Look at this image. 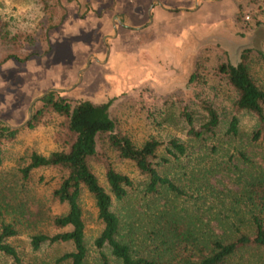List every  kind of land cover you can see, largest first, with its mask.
Returning <instances> with one entry per match:
<instances>
[{
  "label": "rangeland",
  "instance_id": "1",
  "mask_svg": "<svg viewBox=\"0 0 264 264\" xmlns=\"http://www.w3.org/2000/svg\"><path fill=\"white\" fill-rule=\"evenodd\" d=\"M157 1L0 0V31L14 34L17 40L11 46L18 54L32 53L25 59L10 57L0 64V120L19 127L12 138L0 144V189L14 208L19 206L5 218L18 229L6 241L15 247L19 260L0 252V264H66L57 257L71 249L67 241L43 242L34 250L29 244L31 233L53 232L56 228L49 218L67 208L50 194L62 171L39 166L24 180L18 171L30 151L46 154L65 141L59 125L62 117L57 114L43 115L32 128L23 126L33 100L47 88H56L59 95L69 99L102 102L111 98L109 116L135 144L148 137L161 142L175 137L186 144V154L176 158L161 144L154 159L159 161L161 155L168 158L157 165V170L184 194L163 186L157 193H144L146 176L131 160L105 148L114 168L131 179L122 199L112 197L111 208L122 222L132 224L133 247L140 245L141 229L148 226L146 215L156 206L201 219L207 229L217 233L230 220L248 229V208L252 206L245 198L247 180L264 178V141L251 138L255 117L249 111L233 109L234 90L216 65L226 59L236 62L245 50L251 76L264 87V61L257 51L264 47V0H196L199 9L189 16L190 24L180 27L185 23L181 17L168 16L176 28L137 27L129 35H121L126 42L111 50L107 59L96 56V47H102L103 39L114 33L112 28L106 33L98 30L102 14L114 12L123 19ZM160 1L174 6L169 7L173 12L178 6L194 7V0ZM5 38L0 33V53L8 46ZM46 39L47 51L37 53L35 48L44 47ZM201 101L215 109L218 123L212 136L204 132L198 138L187 132L181 110H188L197 128L205 118ZM232 114L237 117L235 135L225 132ZM89 163L106 187L102 163L94 157ZM79 205L87 248L85 264H100L93 238L101 223L85 188L80 191ZM261 214L264 217V211ZM104 251L110 264H120L107 249ZM242 256L263 264L261 250L248 249Z\"/></svg>",
  "mask_w": 264,
  "mask_h": 264
},
{
  "label": "trees",
  "instance_id": "2",
  "mask_svg": "<svg viewBox=\"0 0 264 264\" xmlns=\"http://www.w3.org/2000/svg\"><path fill=\"white\" fill-rule=\"evenodd\" d=\"M2 23L0 21V26ZM0 33L8 42V46L0 53V64L10 57L25 59L32 54H18L16 48L14 50L11 46L17 40L14 39V34L7 31ZM47 49V39L44 47L35 48L39 54ZM257 51L264 61V47ZM246 58V51L242 50L236 62L226 59L216 65V70L234 90L233 109L246 110L254 115L256 122L251 138L264 141V87L258 85L251 76ZM110 102L111 98L102 102L69 99L59 95L54 89L47 90L33 100L23 126L32 128L43 115L57 114L62 117L59 125L65 133V141L62 146L46 154L30 151L27 161L18 167V171L24 180L33 168H59L62 171L61 177L50 194L53 199L65 203L67 208L49 218V223L56 228L53 232L36 231L29 235L30 247L34 250L43 242L67 241L71 244V249L62 252L57 260L66 264H85L87 248L79 205L80 191L85 188L93 198L96 218L101 223V228L93 238L100 264H110L104 249L119 260L120 264H256L248 256L242 255L248 249L264 252V217L261 214L264 211V178L258 176L247 180L245 198L252 206L248 208L247 230H243L245 224L230 220L225 221L217 233L213 229H207L201 219L156 206L146 215L148 226L141 229L140 245L133 247L132 224L122 222L111 208L112 197L122 199L131 179L126 173L114 168L105 148L109 147L119 158L131 160L137 170L146 176L144 193H157L163 186L176 194H184V190L171 178L161 175L157 170V165L168 158L161 155L159 161L154 159L161 144L165 152L174 158L186 154L187 146L175 137H169L164 142L148 137L135 144L128 134L115 127L108 113ZM200 104L205 110V118L197 128L193 127L188 110H181L188 123L187 132L198 138H202L204 132L212 136L218 123L217 113L205 101ZM18 129L19 127L0 120V144L3 139L12 138ZM225 132L230 135L237 133L235 114L230 116ZM93 157L98 158L103 165L106 187L99 182L90 166L89 160ZM18 210L19 206L14 208L0 189V252L15 260H19L17 250L6 241V237L15 235L18 229L11 219L5 218Z\"/></svg>",
  "mask_w": 264,
  "mask_h": 264
},
{
  "label": "crops",
  "instance_id": "3",
  "mask_svg": "<svg viewBox=\"0 0 264 264\" xmlns=\"http://www.w3.org/2000/svg\"><path fill=\"white\" fill-rule=\"evenodd\" d=\"M169 7L171 6H168V2L163 3L159 0L153 5H148L145 9L141 8L140 11H136L133 15L128 14L123 19L121 18V15H118L114 12L112 14H102L97 22L98 30L100 32L106 33L109 28H112L114 33L110 36H107V40L103 39L101 45L102 47H96V56L102 59L105 57L107 59L111 50L116 48L119 49L120 44L126 42V39L122 38L121 35H129V33L131 31H135L137 27L142 26L153 29H162L165 26L166 29L168 27L176 28L177 25L171 26L169 21V19L174 14L178 17H181L184 20L183 22H185L183 25H180V27L190 24L191 21L188 20V18H190L189 16L196 14V11L199 9V5H196V0H194V7L188 6L184 8L183 6H176L179 8L177 12H173ZM80 61L78 64H80Z\"/></svg>",
  "mask_w": 264,
  "mask_h": 264
},
{
  "label": "water",
  "instance_id": "4",
  "mask_svg": "<svg viewBox=\"0 0 264 264\" xmlns=\"http://www.w3.org/2000/svg\"><path fill=\"white\" fill-rule=\"evenodd\" d=\"M49 89H54V90H56V88H47V89H46L45 91H43L41 94L45 93V92H46L47 90H49ZM41 94H40V95H41ZM38 96H39V95H38ZM38 96H36V97H38ZM36 97H35V98H36ZM29 112H30V110H28V116H29ZM28 116H27V117H28Z\"/></svg>",
  "mask_w": 264,
  "mask_h": 264
},
{
  "label": "built area",
  "instance_id": "5",
  "mask_svg": "<svg viewBox=\"0 0 264 264\" xmlns=\"http://www.w3.org/2000/svg\"><path fill=\"white\" fill-rule=\"evenodd\" d=\"M244 17H245V18H247V17H248V15H245Z\"/></svg>",
  "mask_w": 264,
  "mask_h": 264
}]
</instances>
